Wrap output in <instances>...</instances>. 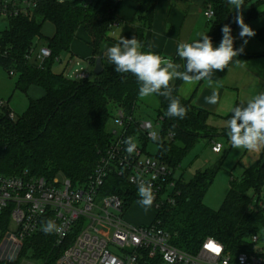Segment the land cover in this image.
Masks as SVG:
<instances>
[{
	"label": "trees",
	"instance_id": "trees-1",
	"mask_svg": "<svg viewBox=\"0 0 264 264\" xmlns=\"http://www.w3.org/2000/svg\"><path fill=\"white\" fill-rule=\"evenodd\" d=\"M33 1L36 4L33 10L7 19V29L0 32V67L17 77V91L27 94L30 87L37 86L45 95L30 100L27 110L17 120L9 118L12 111L7 106L1 109L4 115L0 119V175L15 176L27 171L36 177L63 176L74 185L84 183L95 171L110 142L109 124L113 118L110 106L132 114L140 98L139 84L132 74L117 73L113 65L103 62V71L95 75V81L71 80L64 74L54 73L52 68L56 58L70 52L81 27L93 40L92 65L101 59L103 45L111 40L108 33L118 23L119 3L116 0ZM134 1L139 5L134 21L135 37L142 44L141 51L147 52L151 50L156 0ZM208 4L215 11L209 36L213 44L219 45L222 27L227 24L231 28L229 3L228 0H205V6ZM263 6L264 0L254 4L248 20L262 17ZM46 22L56 28L52 38H45L41 33ZM232 31L231 28V34ZM255 33L264 45V27ZM38 41H44L52 53L41 66L36 59L27 60L30 51L39 47ZM234 46L238 49L235 42ZM173 62L181 66L180 71L185 70L179 58ZM183 83L177 79L175 85L170 84L172 96L187 109L183 119L167 116L169 100L153 94L163 119L162 134L173 136L158 143L155 158L168 165L174 176L186 152L201 138H207L212 144L215 137L227 135V130L219 133L208 125V112L180 95ZM220 169L221 162L212 169L199 171L187 182L182 177L176 178L175 203L155 212L154 222L171 234V244L183 252L196 255L207 239H214L237 255L248 249L252 236L264 232V212L257 208V203L263 200L264 159L245 168L239 180H232L221 208L212 210L204 204V198ZM118 184L116 179L111 180L107 193H118ZM136 200L140 198L132 197L128 206ZM55 241L54 233L45 234L41 229L26 241L14 264H21L25 258L38 264H57L63 248H58Z\"/></svg>",
	"mask_w": 264,
	"mask_h": 264
},
{
	"label": "built area",
	"instance_id": "built-area-1",
	"mask_svg": "<svg viewBox=\"0 0 264 264\" xmlns=\"http://www.w3.org/2000/svg\"><path fill=\"white\" fill-rule=\"evenodd\" d=\"M35 7L33 0H0V18L7 20L28 14ZM203 15L209 23L215 19L210 4L205 6ZM51 57L48 47L39 46L30 51L27 60L36 59L41 66ZM61 60L56 58L57 63ZM65 76L76 81L90 78L81 61H76L74 69ZM4 107L5 103L0 101V109ZM115 110L109 127L110 142L95 171L84 183L74 185L66 178L46 179L27 171L15 176L0 175V262L16 263L26 241L46 221L52 220L61 228L59 233L53 232L55 245L63 248L57 264H264L260 235L252 236L248 249L237 255L214 239H207L200 251L191 255L174 247L171 234L159 223L135 226L125 222L130 199H141L138 194L141 180L152 184L155 200L150 208L156 212L162 206L175 203L177 177L168 165L149 155L140 144L143 141L161 143L173 136L159 135L152 122L138 119L134 112L129 114L117 107ZM14 117L11 112L9 118ZM159 122L163 123V119ZM127 137H132L137 145L131 155L125 151ZM212 151L221 154L223 146L213 142ZM113 179L119 181L116 187L119 191L109 194L106 187ZM257 208L264 212V200L257 203ZM210 243L220 251L210 250L207 247ZM21 264L38 263L24 259Z\"/></svg>",
	"mask_w": 264,
	"mask_h": 264
},
{
	"label": "crops",
	"instance_id": "crops-1",
	"mask_svg": "<svg viewBox=\"0 0 264 264\" xmlns=\"http://www.w3.org/2000/svg\"><path fill=\"white\" fill-rule=\"evenodd\" d=\"M116 1L119 3L116 13L118 23L108 33L111 40L103 45L101 60L104 65H109L108 59L104 55L107 48L116 45L123 37L131 39L137 32L134 21L139 7L138 3L134 0ZM204 8L205 0H156L151 51L173 61L179 58L176 50L180 42L191 43L199 39L201 34L210 35L212 23L203 17ZM6 29L5 27L4 30ZM55 32L56 28L50 22H46L41 30L45 38H52ZM92 42L93 40L86 30L83 27L79 28L76 38L71 44L70 52L63 54L62 60L53 65V72L65 75L73 70L76 61L83 62L88 73L94 72L95 64L91 63L93 58ZM38 44L40 46V41ZM213 46L218 47L219 45L213 44ZM257 47L258 51L244 47L243 53L250 54L249 56L240 54L235 58L240 60V63L233 61L224 71L213 72L212 79L220 85L218 88L220 99L217 104L206 103V97L212 94V88L204 80L194 84L183 83L179 89L183 98L191 99L196 108L210 114L208 125L219 133L227 130L226 122L231 116L233 107L240 106L260 92H264V49H261L260 46ZM234 48L236 47L234 46ZM181 62L185 69L186 61L181 60ZM176 82L177 79H173L170 84L173 86ZM183 92L185 96L182 95ZM25 95L29 106L30 100L41 99L44 97L45 91L40 87L32 86ZM7 107L12 111L9 105ZM218 137L221 136L215 137L214 142L219 143L216 140ZM244 170L245 167L243 173Z\"/></svg>",
	"mask_w": 264,
	"mask_h": 264
},
{
	"label": "clouds",
	"instance_id": "clouds-1",
	"mask_svg": "<svg viewBox=\"0 0 264 264\" xmlns=\"http://www.w3.org/2000/svg\"><path fill=\"white\" fill-rule=\"evenodd\" d=\"M235 10H240L244 0H228ZM235 23L241 31V39L254 37L255 31L244 22L242 13L238 14ZM222 39L218 47L213 46L211 37L208 34H201L200 38L188 43L180 42L177 45L178 57L186 61L185 70L180 71V65L172 60L163 58L159 54L141 51L142 44L133 36L131 39L121 38L114 46L107 48L104 55L114 71L121 74L130 73L136 77L139 84V96L141 98L158 94L169 100L166 115L173 118L183 119L187 115V109L180 103L178 98L172 96L170 82L173 79H180L186 84H194L199 81H206L212 88V94L206 97V103L215 105L220 96L218 88L220 85L212 79L214 71H224L230 63L240 60L235 59L244 52V47L234 48V37L231 28L225 24L222 29ZM247 39L244 43L247 44ZM227 136L231 147L247 151H260L264 149V92H260L253 98L235 106L231 109V117L226 122ZM125 151L131 155L137 150V145L132 137L124 140ZM138 194L141 199L138 201L145 207H151L155 194L150 182L141 180L138 183ZM45 234L59 233L61 228L52 220L42 225Z\"/></svg>",
	"mask_w": 264,
	"mask_h": 264
},
{
	"label": "rangeland",
	"instance_id": "rangeland-1",
	"mask_svg": "<svg viewBox=\"0 0 264 264\" xmlns=\"http://www.w3.org/2000/svg\"><path fill=\"white\" fill-rule=\"evenodd\" d=\"M258 1L260 0H244V5L238 11L234 9V6L228 4V9L231 16V28L233 30L232 34L235 45L239 48L243 46L248 47L249 49L252 48L253 51H258L256 50L258 49L257 46H260L261 49H264V45L255 36L241 39L239 37V32L241 29L235 23L236 16L242 13L244 22L248 24L254 31L263 28L264 15L252 21L248 20L247 18L250 9ZM262 10H264V6L262 7ZM5 27H8V21L6 19L0 18V32L3 31ZM245 39L248 41L247 44L244 43ZM42 45H46L44 41H40V47ZM55 64H57V62ZM89 75L90 81L96 80L93 71L90 72ZM16 81L17 77L15 75L10 76L7 71L0 67V101H3L5 106H10L12 112L15 115V120H17L28 107V99L26 95L18 92L15 88ZM182 95L185 96V93L183 92ZM158 108V101L154 95L143 98L140 97L136 105L134 115L140 120L152 122L154 125V131L160 135L163 132V123L159 122L161 116L159 115ZM110 112L114 117L116 110L113 106H110ZM3 115L4 112L0 109V119ZM111 124L112 119L109 127H111ZM216 140L223 146V151L221 154L215 155L212 151L209 140L207 138H201L188 152H186L181 160L180 168L176 172L177 179L182 177L183 180L187 182L191 180L199 171L212 169L215 165L221 162V169L216 175L208 193L204 198V204L212 210H218L221 208L229 191L230 182L232 180H239L241 178L244 167H250L261 158L264 159V149L260 151L234 149L231 147V143L227 135L218 137ZM140 144L143 146L146 145L145 149L147 153L152 157H155L159 149L158 143L151 142L145 144L143 141ZM59 179L64 180V177L59 176ZM262 199L264 200V188L262 192ZM155 215V211L150 207H145L139 202H136L133 203L128 210H126L124 219L125 222L130 225H148L154 221ZM260 237L263 239L262 244H264V232L260 233ZM25 260L29 259L25 258Z\"/></svg>",
	"mask_w": 264,
	"mask_h": 264
},
{
	"label": "water",
	"instance_id": "water-1",
	"mask_svg": "<svg viewBox=\"0 0 264 264\" xmlns=\"http://www.w3.org/2000/svg\"><path fill=\"white\" fill-rule=\"evenodd\" d=\"M103 71V64L102 60L98 58L95 62V68H94V74L95 75H100Z\"/></svg>",
	"mask_w": 264,
	"mask_h": 264
},
{
	"label": "snow or ice",
	"instance_id": "snow-or-ice-1",
	"mask_svg": "<svg viewBox=\"0 0 264 264\" xmlns=\"http://www.w3.org/2000/svg\"><path fill=\"white\" fill-rule=\"evenodd\" d=\"M210 250H212L213 252H219L220 251V249H219V247H217L216 245H214V244H209L208 246H207Z\"/></svg>",
	"mask_w": 264,
	"mask_h": 264
}]
</instances>
